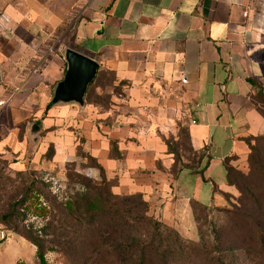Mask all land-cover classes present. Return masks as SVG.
Here are the masks:
<instances>
[{"label": "crops", "instance_id": "1", "mask_svg": "<svg viewBox=\"0 0 264 264\" xmlns=\"http://www.w3.org/2000/svg\"><path fill=\"white\" fill-rule=\"evenodd\" d=\"M64 48L129 82L126 113L113 114L115 100L106 110L86 101L46 109L64 74ZM262 96L264 0H0L2 157H23L21 126L39 121L47 132L35 155L52 145L62 166L82 145L106 179H117L114 194H142L149 214L181 235L196 204L222 202L226 167L247 158L245 139L264 136ZM75 117L80 144L76 134H60ZM181 127L203 158L174 176L163 139ZM206 163L203 179L195 171Z\"/></svg>", "mask_w": 264, "mask_h": 264}, {"label": "trees", "instance_id": "2", "mask_svg": "<svg viewBox=\"0 0 264 264\" xmlns=\"http://www.w3.org/2000/svg\"><path fill=\"white\" fill-rule=\"evenodd\" d=\"M103 72H109L112 75L113 82H118L122 87L124 86L123 89L129 86L128 81L118 79L113 72L104 68L99 69L94 81L88 86L85 101H87L91 89L96 87V82ZM121 92L124 96V92ZM262 97L264 99V96ZM90 103L97 106L99 110L109 108H104L98 103ZM50 107L49 102L46 109ZM37 123L40 125L39 121ZM182 137L187 140V148L190 152L188 157L180 154L178 149L180 147L176 145ZM263 137L257 136L245 139L249 149L248 174L239 172L233 166L226 167L227 185L229 186H236L239 182L242 183L241 180H246V177L254 180V182L249 181L248 189L252 193L254 206L261 220L253 222L250 230L252 232H250L248 239L257 247L259 245L264 247L262 237L264 236V167L258 163L256 150L251 141ZM163 141L167 145L168 152L173 154L172 174L174 176L183 167L191 169L200 167L203 155L191 148L186 127L180 128L177 138L169 137L163 139ZM115 147L116 143L111 141V149L114 150ZM82 152L91 160V164L85 169L87 175L73 172V174L66 176V180L75 185L76 188L73 187V189L61 194L60 200L57 198L58 194L49 199V204L41 200L43 188L47 187V184L38 188L39 181L35 171H33L34 169L16 171L14 175L19 178L18 185H14V181L7 178L6 183L11 187L10 191L7 189L6 183L0 182V226H5L12 232L19 233L24 239L32 243L36 247V255L40 264H47L45 255L51 251L57 252L65 261L70 260L65 251L70 244L80 242L81 245L83 243L87 244L88 252L86 253H91L89 249L94 248L96 239L101 237V234L105 236L107 243L113 248L115 257L123 264H142L148 255L154 257L159 264L196 261H202L204 264L234 263L231 258L222 255L215 249H209V244L206 241L203 242L202 235H199L202 238L199 243L182 239L173 227L155 220L149 214V205L142 194L115 195L112 192V187L117 185V179H106L102 167L95 158L85 152L82 145H79L76 153L81 156ZM53 154V146L50 145L42 157H46L47 161H52ZM117 156L120 157L119 153H117ZM0 158H2L1 154ZM0 161L7 162L3 159ZM52 163L56 167H60L53 161ZM206 166L207 163L201 170L195 171L203 179V171ZM90 169L98 170L99 177L91 178L88 174ZM1 178L2 175L0 174V180ZM6 195H8L9 202L2 205V196ZM196 206L209 208L197 204ZM29 214H34L43 220L46 219L40 229L33 230L32 224L24 223ZM138 229L146 231V235L150 237L148 241H144L146 244L144 248L141 240H137V235H133V231ZM48 230L51 233L48 234ZM94 249L96 255V247ZM213 251L215 256H212Z\"/></svg>", "mask_w": 264, "mask_h": 264}, {"label": "rangeland", "instance_id": "3", "mask_svg": "<svg viewBox=\"0 0 264 264\" xmlns=\"http://www.w3.org/2000/svg\"><path fill=\"white\" fill-rule=\"evenodd\" d=\"M117 84L118 82H113L112 75L109 72H103L100 79L96 82V87L91 89L86 102L88 104H92L90 102L98 103L106 108L110 107L111 100H115L116 102H119L115 104L119 105L116 108L111 107L113 114L117 112L126 113L128 111L127 107L124 105L126 96L125 93L123 96L121 92H124L126 88L123 89L124 86L122 87V85ZM72 119L67 118V121H65L61 127L62 130L60 131V134H69V132L74 133L76 134L77 142L79 143V118L75 117ZM31 122L37 123L36 121H29V123ZM29 123L26 125L23 124L20 129L21 139L25 136L27 140V150L25 155L23 157L11 155L7 159L3 157L0 158V160H7V162L0 161V174L2 175L0 182L6 183L8 178L11 181H14V185H18L19 178L15 177V172L25 169H34L33 171H35L39 181L38 188L47 184V187L43 188L41 200H44L49 204V199L52 196L58 194L57 198L60 200L61 194L73 189V187L76 188L75 185L70 184V182L66 180V176L73 174V172L87 175L85 169L91 164V160L90 157L82 152L81 156L76 154L77 157H68L71 161L66 162L67 164L65 166L56 167L52 161H47L46 157H42L45 153L41 156L35 155V148L29 150L28 147L29 142L26 130ZM39 127L41 128V133L39 134V140L36 147H38L39 141H41L40 137L42 134L47 132L46 129H42L41 124ZM54 128L58 129L59 127L56 126ZM43 136H45V134H43ZM81 140L85 142V138L82 137L80 143ZM251 144L256 150L258 163L264 167V137L251 141ZM176 145L180 147L178 148L180 154L184 157L189 156L190 152L187 148L186 138L182 137ZM78 148L79 145L77 144L75 148L76 151ZM84 150L89 153L85 148ZM71 152L72 151L69 149L70 154ZM78 152L80 153V151ZM234 168L243 174H248V155L246 160L241 161ZM95 171V169H90L88 171L89 176L93 179L96 177L94 175ZM245 179L246 180H241L242 183H237L236 186L228 185L229 190L222 193L223 200L221 203L212 205L208 209L195 205V217L193 218V224L191 225L188 234L181 235L175 229L180 237L195 243L201 242L200 239L203 238V242L206 241V243L209 244V249H215L222 255L231 258V261L234 262L233 264H264V247H262V245L257 247L248 239V236L251 234L250 232H252L250 230L253 222L261 219L254 206L252 193L249 192L248 189L249 181L254 182V180L249 177H246ZM7 189L9 191L11 190V187L8 184ZM8 202V195L2 196L1 204H7ZM45 221L46 219L43 220L41 217L29 214L24 223L32 224L34 227L33 230H38L43 226ZM1 228L2 227H0V229ZM3 229L6 236L2 240L0 239V264H40L36 255V247L33 246L32 243L24 239L19 233L12 232L5 226ZM47 233L49 234L51 231L48 230ZM101 235V237L96 239V245H94V248L96 247L97 251L96 255L94 253L95 249L92 247L89 249V252L91 253H86L88 252V245L84 243L81 245L80 242L78 244H70V246L66 248V255L70 258L68 261L61 258V256L55 251L47 252L45 255L47 264H123L115 257L113 248L107 243L105 236H103V234ZM133 235H137V240H141L143 246L140 245L143 248L146 247L144 241H148L150 238L149 235H146V231L142 229L134 230ZM199 235H202V238ZM262 237L264 239V236ZM212 256H215L214 251ZM142 264H159V262L154 257L148 255ZM176 264L204 263L202 261H196Z\"/></svg>", "mask_w": 264, "mask_h": 264}, {"label": "water", "instance_id": "4", "mask_svg": "<svg viewBox=\"0 0 264 264\" xmlns=\"http://www.w3.org/2000/svg\"><path fill=\"white\" fill-rule=\"evenodd\" d=\"M62 57L65 63V71L63 77L53 86L50 104L51 106L75 104L79 108H83L86 91L94 81L100 65L96 60L71 48H64ZM26 131L29 150H33L39 140L41 128L37 123L31 122Z\"/></svg>", "mask_w": 264, "mask_h": 264}, {"label": "built area", "instance_id": "5", "mask_svg": "<svg viewBox=\"0 0 264 264\" xmlns=\"http://www.w3.org/2000/svg\"><path fill=\"white\" fill-rule=\"evenodd\" d=\"M182 81L183 82H186V78H183L182 79ZM0 227H2V226H0ZM5 232H4V229H3V227L0 229V239L2 240V239H4L5 238Z\"/></svg>", "mask_w": 264, "mask_h": 264}]
</instances>
